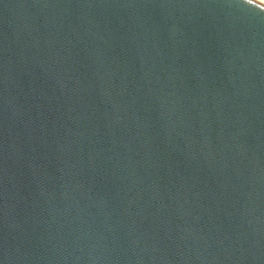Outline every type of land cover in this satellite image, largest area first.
<instances>
[{
    "label": "water",
    "instance_id": "obj_1",
    "mask_svg": "<svg viewBox=\"0 0 264 264\" xmlns=\"http://www.w3.org/2000/svg\"><path fill=\"white\" fill-rule=\"evenodd\" d=\"M0 264H264V4L0 0Z\"/></svg>",
    "mask_w": 264,
    "mask_h": 264
},
{
    "label": "bare ground",
    "instance_id": "obj_2",
    "mask_svg": "<svg viewBox=\"0 0 264 264\" xmlns=\"http://www.w3.org/2000/svg\"><path fill=\"white\" fill-rule=\"evenodd\" d=\"M255 1H257V2L261 3V0H255ZM261 4H262V3H261Z\"/></svg>",
    "mask_w": 264,
    "mask_h": 264
},
{
    "label": "snow or ice",
    "instance_id": "obj_3",
    "mask_svg": "<svg viewBox=\"0 0 264 264\" xmlns=\"http://www.w3.org/2000/svg\"><path fill=\"white\" fill-rule=\"evenodd\" d=\"M261 3L264 4V0H261Z\"/></svg>",
    "mask_w": 264,
    "mask_h": 264
}]
</instances>
